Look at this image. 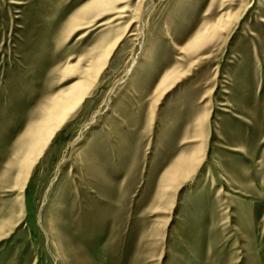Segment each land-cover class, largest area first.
Returning <instances> with one entry per match:
<instances>
[{
	"label": "rangeland",
	"instance_id": "374dc122",
	"mask_svg": "<svg viewBox=\"0 0 264 264\" xmlns=\"http://www.w3.org/2000/svg\"><path fill=\"white\" fill-rule=\"evenodd\" d=\"M96 2L0 0V264H264V0Z\"/></svg>",
	"mask_w": 264,
	"mask_h": 264
},
{
	"label": "bare ground",
	"instance_id": "6f19581e",
	"mask_svg": "<svg viewBox=\"0 0 264 264\" xmlns=\"http://www.w3.org/2000/svg\"><path fill=\"white\" fill-rule=\"evenodd\" d=\"M106 0H98L96 2L94 8H102L105 5ZM200 40V39H199ZM71 99L66 98L61 101H53V109L46 113L45 117L41 118V121L37 124H28L24 135L22 138L18 141L17 144V150H18V156L22 155L20 152L28 155L31 159L37 154L39 151L43 149L45 146L47 140L51 138V135L53 132V128L57 126L66 116V108L71 106L70 104ZM63 105H67L68 107L63 109ZM39 115V114H37ZM59 126V125H58ZM194 154V153H193ZM182 164V163H181ZM179 166V164L177 165ZM173 171L175 174L172 173V175L169 176V178L172 176V178H175L177 175L182 174L181 167H177ZM57 248L60 250L61 245L57 244Z\"/></svg>",
	"mask_w": 264,
	"mask_h": 264
}]
</instances>
